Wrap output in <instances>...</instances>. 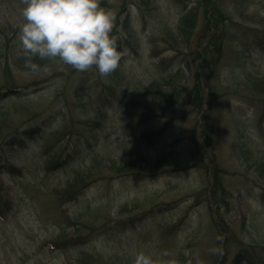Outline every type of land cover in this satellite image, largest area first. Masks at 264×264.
I'll return each instance as SVG.
<instances>
[{
    "label": "rangeland",
    "instance_id": "374dc122",
    "mask_svg": "<svg viewBox=\"0 0 264 264\" xmlns=\"http://www.w3.org/2000/svg\"><path fill=\"white\" fill-rule=\"evenodd\" d=\"M23 7L0 0V264H264V0H101L106 79L25 68Z\"/></svg>",
    "mask_w": 264,
    "mask_h": 264
},
{
    "label": "clouds",
    "instance_id": "9594fccd",
    "mask_svg": "<svg viewBox=\"0 0 264 264\" xmlns=\"http://www.w3.org/2000/svg\"><path fill=\"white\" fill-rule=\"evenodd\" d=\"M23 25L18 41L25 53V68L41 66L33 58L67 65L78 72H98L108 78L120 67L123 52L112 35L115 16L101 7V0H21ZM47 71V66L44 67ZM222 241V237H217ZM220 254L221 248L210 249ZM134 264H154L144 252Z\"/></svg>",
    "mask_w": 264,
    "mask_h": 264
},
{
    "label": "trees",
    "instance_id": "16d2710c",
    "mask_svg": "<svg viewBox=\"0 0 264 264\" xmlns=\"http://www.w3.org/2000/svg\"><path fill=\"white\" fill-rule=\"evenodd\" d=\"M118 43V42H117ZM120 43V42H119ZM118 43V44H119ZM221 51H222V47H220L219 46V50H218V53H219V55H220V53H221ZM44 61L45 60H40L38 57L37 58H33V62L34 63H37V64H42V63H44ZM216 64V63H215ZM217 72V71H216ZM214 73H215V70H213L212 72H210L209 74H208V77L209 78H211V77H213V75H214ZM253 86H255L256 87V89L258 90V91H261V92H263L264 93V79H256V81H253ZM198 85V87L201 89V85L198 83L197 84ZM35 130H32V132H34ZM216 179V178H215Z\"/></svg>",
    "mask_w": 264,
    "mask_h": 264
}]
</instances>
